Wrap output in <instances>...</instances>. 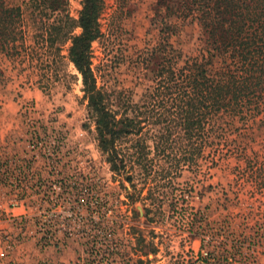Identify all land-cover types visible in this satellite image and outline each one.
Instances as JSON below:
<instances>
[{"label":"trees","instance_id":"16d2710c","mask_svg":"<svg viewBox=\"0 0 264 264\" xmlns=\"http://www.w3.org/2000/svg\"><path fill=\"white\" fill-rule=\"evenodd\" d=\"M69 1L27 0L37 31L28 44L24 9L0 0V52L33 59L43 50L50 57L70 43L68 58L82 76L96 140L111 169L127 173V163L137 164L146 221L160 224L168 199L170 211L184 208V226L201 242L173 264H264V140L249 147L230 137L238 123L247 125L264 109V0H157L150 20L157 42L138 50L139 77L150 81L138 101L98 82L93 43L103 35L105 0H82L77 19ZM195 24L203 45L184 54L176 42ZM124 140L134 141L118 147ZM204 160L207 169L235 161L217 219L209 207L195 205V182L176 181L186 170L200 179ZM126 179L133 181L129 171ZM154 239L138 228V264L159 261L150 258L160 252Z\"/></svg>","mask_w":264,"mask_h":264},{"label":"rangeland","instance_id":"374dc122","mask_svg":"<svg viewBox=\"0 0 264 264\" xmlns=\"http://www.w3.org/2000/svg\"><path fill=\"white\" fill-rule=\"evenodd\" d=\"M7 1L24 9L23 23L28 44H32V35L37 31L26 10L27 0ZM156 1L105 0L101 18L103 35L93 43V66L99 85L122 90L125 96L132 93L135 101L144 91L145 83H150L147 79H140L141 71L136 66L138 50L157 42L158 31L150 23ZM81 2L69 1L68 12L73 18L79 17ZM75 32H80V29ZM201 38L199 26L189 25L176 46L184 54H196L203 45ZM69 45V42L63 44L60 54L57 49L53 50L50 57L43 50L39 51L33 59L21 56L13 58L0 52V140H86L92 143L90 158L84 165L95 167L98 174L100 172L106 178V190L112 197L118 198L119 206L122 202L119 208L128 210V224L124 228L118 226L130 253L126 262L138 264V228L144 231L149 240L155 238V242H161L160 252L150 255L151 259H159L155 264H173L180 257L188 258L189 251H198L201 242L184 226L187 224L184 223V208L170 211V202L165 199L164 220L160 224L146 221L142 216L143 205L138 202V165L127 163V173L124 170L113 171L107 157L101 152L95 136V125L89 117L87 99L82 91V76L68 58ZM238 127L230 132V137L249 147H258L264 140V109L260 116L245 126L238 123ZM133 141L124 140L122 144L119 142L118 147L126 149ZM203 162L205 171L200 179L186 170L176 181L181 184L195 182L199 196L195 205L209 207L210 218L217 219L221 213L220 199L224 198L222 187L231 179L230 170L235 161L232 160L225 169H207V161ZM128 171L133 181L126 179ZM131 194L133 198L129 197ZM146 194L147 190L143 192V195ZM114 204L112 201L111 205ZM58 251H62V254L57 260L53 253L40 257L33 251L25 262V257L19 256L15 260L12 257L0 258V264H98L88 261L78 240L71 241L67 248ZM172 251L180 255L174 257ZM69 255H74V259L68 258Z\"/></svg>","mask_w":264,"mask_h":264},{"label":"built area","instance_id":"2783aa9c","mask_svg":"<svg viewBox=\"0 0 264 264\" xmlns=\"http://www.w3.org/2000/svg\"><path fill=\"white\" fill-rule=\"evenodd\" d=\"M25 144L22 155L0 158V181L7 187V193L0 194V219L15 226L0 231L4 243L0 258L15 260L27 246L61 250L78 240L89 262L129 264L130 253L118 230L128 224V210L119 208L122 202L119 206L118 198L106 190V178L84 165L92 143L26 140ZM19 206L24 212L14 214Z\"/></svg>","mask_w":264,"mask_h":264},{"label":"crops","instance_id":"0c3cea01","mask_svg":"<svg viewBox=\"0 0 264 264\" xmlns=\"http://www.w3.org/2000/svg\"><path fill=\"white\" fill-rule=\"evenodd\" d=\"M26 140H19V139H9V140H0V158L1 159H6L8 158V156L12 155V154H19L22 155L26 149ZM1 193H7V187L4 183H2L0 181V194ZM24 212V206H19L16 209H14V214H21ZM14 224H12L11 222H9V220L7 219H0V231L2 229H8V230H12L14 229ZM4 243L2 241V239L0 238V251L3 249ZM73 249L69 248L68 250ZM35 254H40V257H47L45 256V253H53L55 256V259H59L61 256V252L62 251H58L54 248H47V249H39L37 246H27V249L25 250V247L18 251L17 253V257L19 256H23L25 257L24 262L26 261L27 258H29L31 256V252H33ZM34 254V255H35ZM57 255V256H56ZM68 258L74 259V255H69L67 256Z\"/></svg>","mask_w":264,"mask_h":264}]
</instances>
